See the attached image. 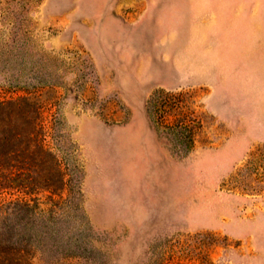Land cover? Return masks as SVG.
<instances>
[{"label": "rangeland", "instance_id": "1", "mask_svg": "<svg viewBox=\"0 0 264 264\" xmlns=\"http://www.w3.org/2000/svg\"><path fill=\"white\" fill-rule=\"evenodd\" d=\"M19 97L63 178L27 263L264 264V0H0Z\"/></svg>", "mask_w": 264, "mask_h": 264}, {"label": "trees", "instance_id": "2", "mask_svg": "<svg viewBox=\"0 0 264 264\" xmlns=\"http://www.w3.org/2000/svg\"><path fill=\"white\" fill-rule=\"evenodd\" d=\"M63 182L44 142L41 107L30 97L0 100V264H29L27 246L41 217L38 191L55 194ZM21 195L7 200L3 195Z\"/></svg>", "mask_w": 264, "mask_h": 264}]
</instances>
